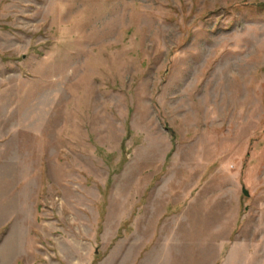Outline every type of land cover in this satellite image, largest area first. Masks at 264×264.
Segmentation results:
<instances>
[{
	"label": "rangeland",
	"instance_id": "rangeland-1",
	"mask_svg": "<svg viewBox=\"0 0 264 264\" xmlns=\"http://www.w3.org/2000/svg\"><path fill=\"white\" fill-rule=\"evenodd\" d=\"M0 104V264H264V0H0Z\"/></svg>",
	"mask_w": 264,
	"mask_h": 264
},
{
	"label": "crops",
	"instance_id": "crops-1",
	"mask_svg": "<svg viewBox=\"0 0 264 264\" xmlns=\"http://www.w3.org/2000/svg\"><path fill=\"white\" fill-rule=\"evenodd\" d=\"M0 107H1V104H0ZM3 113H5V109H4V108H3V109H0V116L3 115ZM0 119H1V117H0ZM2 126H4L3 123L0 124V128H1V129H2ZM0 131H1V130H0ZM0 133H1V132H0ZM1 134H2V133H1ZM8 134H9V135L7 136V138H5L6 136H5V137L2 136V135L0 136V137H1V138H0V144L4 143V141H3L4 138H5V139H11V138L13 137V133L9 132Z\"/></svg>",
	"mask_w": 264,
	"mask_h": 264
},
{
	"label": "water",
	"instance_id": "water-1",
	"mask_svg": "<svg viewBox=\"0 0 264 264\" xmlns=\"http://www.w3.org/2000/svg\"><path fill=\"white\" fill-rule=\"evenodd\" d=\"M243 193L246 195V196H249V193L246 189L243 190Z\"/></svg>",
	"mask_w": 264,
	"mask_h": 264
}]
</instances>
